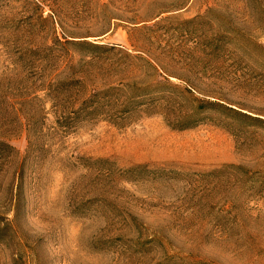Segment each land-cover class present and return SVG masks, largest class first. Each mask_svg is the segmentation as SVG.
Returning <instances> with one entry per match:
<instances>
[{
    "label": "rangeland",
    "instance_id": "374dc122",
    "mask_svg": "<svg viewBox=\"0 0 264 264\" xmlns=\"http://www.w3.org/2000/svg\"><path fill=\"white\" fill-rule=\"evenodd\" d=\"M0 264H264V0H0Z\"/></svg>",
    "mask_w": 264,
    "mask_h": 264
},
{
    "label": "trees",
    "instance_id": "16d2710c",
    "mask_svg": "<svg viewBox=\"0 0 264 264\" xmlns=\"http://www.w3.org/2000/svg\"><path fill=\"white\" fill-rule=\"evenodd\" d=\"M230 38L231 36L228 34V30L226 29L224 31V34H223V39L226 40V41H230ZM87 43H90V42H87ZM93 44V43H91ZM169 83V82H168ZM167 83V84H168ZM169 87H173V88H178L179 86H177L176 83H169L168 84ZM115 88V86L113 85H107L105 87H102L100 89H96L94 90L93 92H90V94H88L87 97L83 98L82 100H80V105L78 108H80L81 110H84L86 113H91L93 111H95L96 109H98L99 105H101V101L98 100V98H93L95 95L97 96L98 94H101V98L103 97H106L107 96V93L109 92V90ZM183 89L189 93H191V88L187 87V86H183ZM194 99L197 101L196 103V109L197 110H200L201 108H206V107H210L208 104H215V102H212V101H201L199 100L198 98L194 97ZM134 101V100H133ZM136 102L139 101V103H141L143 100H135ZM217 105H219L223 111H225L224 113L228 116H231V117H235V116H238V117H243V118H247L249 119V122L248 123H254V121H262L263 119L258 117V116H254V115H250L248 113H245V112H242L232 106H228V105H224V104H220V103H217ZM195 111V109L193 110ZM119 112H122L121 110ZM192 113H195V112H192ZM193 118V120L189 121V122H186L184 124H180L178 126H174V127H178V128H182V127H186L187 125H191L192 123H194L197 118L194 116L195 114H190ZM190 119V118H189ZM12 199L13 200V204H12V207L15 209L16 207V202H17V196L16 194L14 193L12 195ZM5 212V211H4ZM2 218H4L5 216L4 215H1Z\"/></svg>",
    "mask_w": 264,
    "mask_h": 264
}]
</instances>
